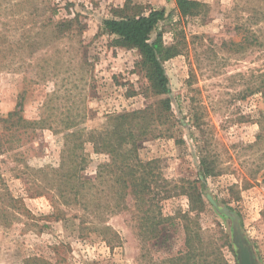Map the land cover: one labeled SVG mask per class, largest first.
<instances>
[{"label": "rangeland", "instance_id": "rangeland-1", "mask_svg": "<svg viewBox=\"0 0 264 264\" xmlns=\"http://www.w3.org/2000/svg\"><path fill=\"white\" fill-rule=\"evenodd\" d=\"M125 1L0 0V117L21 102L26 120L46 118L58 127L67 118L99 130L109 115L154 104L157 98L136 67L138 52L117 46L102 29L111 9ZM131 1L145 11L165 10L152 39L160 32L164 45L179 51L162 63L169 119L159 126L162 135L138 148L139 159L157 161L160 183L177 193L157 203L168 217L159 226L163 237L148 240L139 231L129 197L127 208L113 213L88 201L87 210L55 204L48 179L60 165L63 134L21 129L11 137L1 123L0 206L9 214L8 224H0V264H167L187 251L185 213L192 227L196 217L205 243L220 247L222 263L240 264L241 240L255 263L264 264V139L255 144L264 97L250 94L264 72V47L245 45L255 33L264 44V0H196L206 5L204 13L184 18L168 1ZM61 20L67 21L62 31L48 23ZM84 155V176L95 177L108 161L89 143ZM204 155L216 174L203 179ZM196 181L205 203L198 214L181 194ZM55 209L63 214L54 216Z\"/></svg>", "mask_w": 264, "mask_h": 264}, {"label": "trees", "instance_id": "trees-1", "mask_svg": "<svg viewBox=\"0 0 264 264\" xmlns=\"http://www.w3.org/2000/svg\"><path fill=\"white\" fill-rule=\"evenodd\" d=\"M176 10L181 17H197L204 13L206 5L196 0H175ZM167 18L164 9H149L131 0H126L122 7L111 9V17L102 22L103 31L113 36L114 43L122 48L136 50L139 54L137 69L147 81V89L157 99L144 109L130 112L115 113L107 117L105 126L99 130H86L79 127L67 118L60 121L58 127H53L47 119L29 121L21 116L22 104L18 102L15 109L4 118L0 117L2 123L11 137L21 129H53L62 133L64 138L63 149L60 156V165L57 169H51L50 190L54 203L65 209L84 208L86 202L95 210L105 209L113 213L120 208L126 209L127 197L133 201L135 220L140 232L146 239L159 241L162 231L159 226L168 220L162 217L158 209V202L163 196H174V189L168 188L164 181L162 185L156 173L157 161L143 162L139 159V144L148 137L160 136L163 131L159 129L164 124V119H169L171 113V101L169 98L168 79L164 73L162 63L178 55L179 51L175 45L166 46L162 40V34L156 32L158 24ZM51 25L57 31L66 28L67 21L52 22ZM70 25V24H69ZM251 31L250 29H245ZM255 33V32H253ZM252 33V34H253ZM257 44L264 47L260 37L255 33L247 36L245 45ZM231 45H235L232 44ZM258 84L254 90L264 97V72L257 75ZM263 121L259 123V132L256 135V143L264 139V114ZM11 141V139H10ZM9 141V142H10ZM92 145L95 154H105L108 161L97 167L96 176L83 175L87 158L84 155V145ZM0 138V150L2 148ZM206 155L199 160V174L204 179L216 174L215 168ZM200 181L193 182L188 187V192H183L191 202V211L200 213L205 206L203 194L199 186ZM5 199L17 202L5 193ZM21 203V200L19 201ZM22 204V203H21ZM20 204V205H21ZM23 205V204H22ZM0 224H8L9 211L6 205L0 206ZM63 214L60 209H55L54 216ZM197 216V215H195ZM181 218L185 221L183 225L185 245L187 251L181 255L170 257L167 264H225L220 259V247L215 243H205L200 234V227L193 218V227L188 224V214ZM84 223V222H83ZM82 223V224H83ZM193 241V248L190 242ZM229 248L232 245L227 242ZM213 255V259H208ZM42 264L40 259H31Z\"/></svg>", "mask_w": 264, "mask_h": 264}, {"label": "water", "instance_id": "water-1", "mask_svg": "<svg viewBox=\"0 0 264 264\" xmlns=\"http://www.w3.org/2000/svg\"><path fill=\"white\" fill-rule=\"evenodd\" d=\"M241 240L238 241L237 257L240 264H256L248 247L243 246Z\"/></svg>", "mask_w": 264, "mask_h": 264}, {"label": "crops", "instance_id": "crops-1", "mask_svg": "<svg viewBox=\"0 0 264 264\" xmlns=\"http://www.w3.org/2000/svg\"><path fill=\"white\" fill-rule=\"evenodd\" d=\"M151 0H149V2H150ZM162 1V3H166L167 1L169 2V4L170 5H175V0H161Z\"/></svg>", "mask_w": 264, "mask_h": 264}]
</instances>
